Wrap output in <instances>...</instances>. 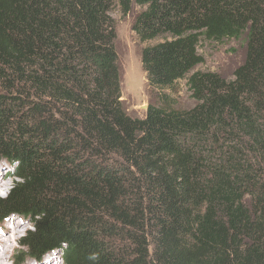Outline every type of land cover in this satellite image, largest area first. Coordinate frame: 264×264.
<instances>
[{"label":"trees","instance_id":"16d2710c","mask_svg":"<svg viewBox=\"0 0 264 264\" xmlns=\"http://www.w3.org/2000/svg\"><path fill=\"white\" fill-rule=\"evenodd\" d=\"M116 4L139 7L143 117L120 99ZM241 36L231 77L196 69L201 43ZM1 160L23 258L264 264V0H0Z\"/></svg>","mask_w":264,"mask_h":264},{"label":"rangeland","instance_id":"374dc122","mask_svg":"<svg viewBox=\"0 0 264 264\" xmlns=\"http://www.w3.org/2000/svg\"><path fill=\"white\" fill-rule=\"evenodd\" d=\"M139 7L131 5L129 12L122 13L120 7L116 4L111 11V17L114 21L115 28V50L117 53V64L120 72V91L121 101L127 113L134 117H143L145 107L151 97L146 83L145 73L140 63V50L143 46L132 30V23ZM199 53L203 56V62L199 64L197 70L214 71L229 78L233 71L239 66L245 56V38L230 39L222 44L203 42L198 47ZM173 100V106L176 108H188L193 105L194 101L190 98L186 88L185 81L181 80L175 90L166 91ZM15 170L6 161H0V197H5L11 188L12 182L17 180L11 176ZM0 223V244L7 249L6 258L3 264H27L28 261L37 264H61L58 256L53 252L48 253L42 259L34 260L27 254L19 253L21 247L18 239L25 234L27 230L32 229L28 220L24 217ZM17 225V226H15ZM8 230V231H7ZM3 253V250L0 251ZM20 257V258H18ZM23 258V259H22ZM54 261L55 263H50Z\"/></svg>","mask_w":264,"mask_h":264},{"label":"bare ground","instance_id":"6f19581e","mask_svg":"<svg viewBox=\"0 0 264 264\" xmlns=\"http://www.w3.org/2000/svg\"><path fill=\"white\" fill-rule=\"evenodd\" d=\"M1 186H4L5 185V183H3V184H0ZM8 231V230H7ZM1 233H0V238H1ZM5 244V243H4ZM4 244H0V251L1 250H3V253H0V264H3V262H4V260H5V256H6V253H7V249H3V248H5L3 245ZM52 262H54V261H52ZM27 264H36L35 262H31V261H28L27 262Z\"/></svg>","mask_w":264,"mask_h":264},{"label":"water","instance_id":"95a60500","mask_svg":"<svg viewBox=\"0 0 264 264\" xmlns=\"http://www.w3.org/2000/svg\"><path fill=\"white\" fill-rule=\"evenodd\" d=\"M145 107V109L147 108V105L146 106H144Z\"/></svg>","mask_w":264,"mask_h":264}]
</instances>
